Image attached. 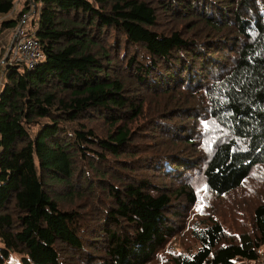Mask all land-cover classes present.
<instances>
[{
	"label": "trees",
	"instance_id": "16d2710c",
	"mask_svg": "<svg viewBox=\"0 0 264 264\" xmlns=\"http://www.w3.org/2000/svg\"><path fill=\"white\" fill-rule=\"evenodd\" d=\"M13 1L0 0V36L30 5L42 56L2 70L0 264H147L194 194L177 185L180 207L133 170L195 169L218 197L264 165V0H21L9 15ZM200 120L212 133L199 143ZM250 225L191 227L197 248L171 264L255 262L263 203Z\"/></svg>",
	"mask_w": 264,
	"mask_h": 264
},
{
	"label": "rangeland",
	"instance_id": "374dc122",
	"mask_svg": "<svg viewBox=\"0 0 264 264\" xmlns=\"http://www.w3.org/2000/svg\"><path fill=\"white\" fill-rule=\"evenodd\" d=\"M19 5L20 3L15 6V9H18L20 7ZM11 14H13L12 11L9 12V15ZM32 18V14H29L25 20L24 27L26 30L32 29ZM162 23L166 24V22ZM11 32L12 30L4 31V34L0 36V48L4 38L7 37V39H9L11 37ZM7 42L8 40L6 43ZM4 51L5 50L3 48L0 49V59L3 57ZM3 82V73L0 71V89ZM150 90H145L144 93L147 101L152 103L158 99V97L159 101H161L162 98H166L165 96L162 97L161 95L150 92ZM141 121L142 117H140L136 122H133L131 126L134 128ZM208 121L200 120L194 127L195 133H199L198 139L196 137V141L199 143L202 139L208 138L210 133H212V131L210 132L207 128ZM187 123L190 128L192 123H190V121ZM91 124L94 125L98 133H101L102 125L97 122H91ZM135 141L145 143L146 147L152 145V140H150L149 137H140ZM142 171V169L133 170V173H136L138 177L145 178L147 182L166 187L170 192V199L172 203H178L179 205L182 203L181 200H179L181 198L179 197V199H176L173 197L171 192L175 191L177 185H182L185 179H189L188 182L190 183L194 194V202L191 205L186 206L184 216L175 218V234L166 240V242L156 252L153 259L147 264H171V257L173 254L193 252L197 248L198 243L191 236V227L199 229L198 227L204 226L210 220L218 222L225 235L237 237L240 233L251 232L250 222L252 210L257 204H264V165L254 167L238 187L218 197L205 189L199 179L200 174L195 169L179 172L178 175L175 173L174 176L171 175L168 177H165L162 172L152 170ZM181 206H183V204H181L180 207ZM258 257V260L255 262L236 259L235 263L264 264L263 246L259 247ZM4 264H19V256L15 253L9 254L8 259Z\"/></svg>",
	"mask_w": 264,
	"mask_h": 264
},
{
	"label": "built area",
	"instance_id": "2783aa9c",
	"mask_svg": "<svg viewBox=\"0 0 264 264\" xmlns=\"http://www.w3.org/2000/svg\"><path fill=\"white\" fill-rule=\"evenodd\" d=\"M21 0H14L12 12L19 10L15 9ZM31 7L22 12L16 25L12 28L11 37L8 39V47L4 54V61L9 64H24L27 69L32 68L41 58V51L38 41L33 37L32 29H25L24 23L29 15Z\"/></svg>",
	"mask_w": 264,
	"mask_h": 264
},
{
	"label": "crops",
	"instance_id": "0c3cea01",
	"mask_svg": "<svg viewBox=\"0 0 264 264\" xmlns=\"http://www.w3.org/2000/svg\"><path fill=\"white\" fill-rule=\"evenodd\" d=\"M7 40H8L7 37H5L4 40H3V42H2V45H1V47H3L5 49L4 54H5L6 49L8 47V42L6 43ZM4 62L5 61H4V55H3V57L0 59V71L1 72H3L2 70L5 67V63Z\"/></svg>",
	"mask_w": 264,
	"mask_h": 264
}]
</instances>
